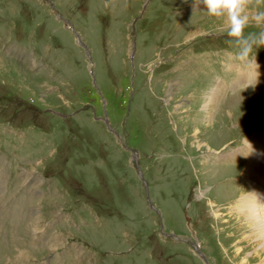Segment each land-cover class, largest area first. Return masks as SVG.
Here are the masks:
<instances>
[{"label":"rangeland","instance_id":"374dc122","mask_svg":"<svg viewBox=\"0 0 264 264\" xmlns=\"http://www.w3.org/2000/svg\"><path fill=\"white\" fill-rule=\"evenodd\" d=\"M191 2L0 0V264L264 263L236 207L264 79L221 85L264 49Z\"/></svg>","mask_w":264,"mask_h":264},{"label":"clouds","instance_id":"9594fccd","mask_svg":"<svg viewBox=\"0 0 264 264\" xmlns=\"http://www.w3.org/2000/svg\"><path fill=\"white\" fill-rule=\"evenodd\" d=\"M201 6L220 22L236 60L247 63L254 50L264 49V0H192L193 10ZM250 27L256 30L246 31Z\"/></svg>","mask_w":264,"mask_h":264},{"label":"bare ground","instance_id":"6f19581e","mask_svg":"<svg viewBox=\"0 0 264 264\" xmlns=\"http://www.w3.org/2000/svg\"><path fill=\"white\" fill-rule=\"evenodd\" d=\"M239 71L241 75L240 81L242 83L264 79V60L252 63L251 69L239 68ZM216 98H218V95L215 92L208 103H206V107L209 109V114L211 113V110L214 109L212 106L213 103L218 102ZM258 139L254 141L257 143H251L246 146L248 148H243L247 161V165H244V170L247 172L245 177L251 178L252 181H254V184L251 186V192L240 195V198L238 199L239 204L236 207L240 210V212H238L242 213L245 219L249 220V223L253 226L252 228H249L252 230L250 236L259 232L264 240V143ZM255 166H258L263 172L258 173L253 168ZM257 195L259 196L256 197ZM262 242L264 244V241Z\"/></svg>","mask_w":264,"mask_h":264}]
</instances>
